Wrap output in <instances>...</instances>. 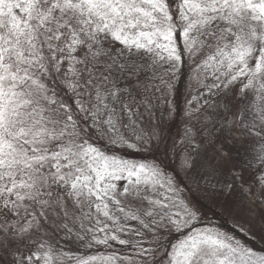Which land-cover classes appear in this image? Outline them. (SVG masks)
I'll list each match as a JSON object with an SVG mask.
<instances>
[{"label":"snow or ice","instance_id":"1","mask_svg":"<svg viewBox=\"0 0 264 264\" xmlns=\"http://www.w3.org/2000/svg\"><path fill=\"white\" fill-rule=\"evenodd\" d=\"M189 60L197 95L179 143L198 148L209 124L247 137L256 191L235 168H210L198 182L228 197L239 180L264 208V0H0V264H72L60 232L136 250L75 264H264L235 236L196 229L197 210L160 162L92 142L159 147L157 112L173 117L169 97ZM179 163L190 174L193 152ZM176 230L184 238L169 250L165 234ZM240 230L252 233L251 221Z\"/></svg>","mask_w":264,"mask_h":264},{"label":"rangeland","instance_id":"2","mask_svg":"<svg viewBox=\"0 0 264 264\" xmlns=\"http://www.w3.org/2000/svg\"><path fill=\"white\" fill-rule=\"evenodd\" d=\"M192 65L193 61L191 60L187 61L183 65L184 78L177 84V91L169 97V100H171L175 106L173 117L169 119L165 114L157 112V120L163 117V124L161 126L162 136L164 137L163 142H165L167 139L169 122L172 123V121H177L178 123L177 129L174 130L173 135H171L172 140L170 147L168 148V150L170 149L168 158L162 154L165 152L163 142L159 145V147H153L151 151L133 150L121 146L113 147L111 145H107L105 141L100 140L98 141L99 143H93L105 148L106 151L114 152L124 159L145 164H150V162L145 159L147 158V155L149 157L152 155V153L160 154L162 157L164 155L165 159H169L170 166H172L179 174H181L185 183L203 204L221 209V214L225 215V217L231 223L233 230L238 233L234 236L240 240V237L247 238L251 244H243L253 249L258 255H264L263 253L254 249V247L257 246L264 247V238H262L264 237V228H262L261 224V218L264 217V208H261L258 203L250 204V202L244 197L243 193L241 192V181H236V188L234 189L232 195L228 197H225L223 194H214L211 185H207L204 181L198 182V178L208 172L210 168H217L221 170L224 173V176L229 175L230 171L235 168L242 176L243 185L245 187L248 185H253V191L255 192L256 187L253 182L255 180L256 174L253 172V170L245 166L246 157L251 150L249 139L247 137H240L231 133L219 132L218 130L213 129L212 125L209 124L208 131L206 133H201L200 135L195 136L196 144L199 145L198 148H196V145H181L179 143L187 126L185 118V111L189 107L187 101L193 100V97L197 95L195 88L188 87L189 76L192 72ZM195 103L196 101L193 100V104ZM200 103L203 104L204 100L200 99ZM175 115L178 116L175 117ZM196 128L199 129L200 125L197 124ZM173 145H175V149L173 148ZM185 149L187 151L193 152V158L195 160V167L192 169L191 173L187 175L180 167L179 163L181 155ZM223 153H227V156H224ZM137 154L142 155L144 158L140 157L139 159L138 157H135ZM174 199H177V197H174ZM193 208L197 210V215L200 219V217L204 215L202 208L196 205H194ZM249 208H251V211H249ZM249 221L252 223L253 232H242L240 230L241 224L247 227ZM129 223L135 227H139L138 225H135V222ZM181 231L182 230H176L172 231L171 233H166L165 235L172 233L176 234ZM220 231L226 232L223 230ZM81 235H83V232H81ZM121 238L129 239L131 242H133V244L139 239V237L132 236L131 234H121ZM57 243L59 244L61 250L67 252L70 257L73 258L72 264H75V258L77 257L87 258L90 256L111 255L107 253V250L120 245L117 242H110V247L95 244H93L91 247H88L76 238L75 233L66 236L63 232L59 233ZM98 248L102 249L101 253L96 251ZM133 252L135 253L133 256L120 257L135 258L136 250ZM164 259L166 260V258ZM124 264H128V262L125 261Z\"/></svg>","mask_w":264,"mask_h":264},{"label":"trees","instance_id":"3","mask_svg":"<svg viewBox=\"0 0 264 264\" xmlns=\"http://www.w3.org/2000/svg\"><path fill=\"white\" fill-rule=\"evenodd\" d=\"M63 95V94H62ZM178 115H175V117H177ZM178 123L177 121H172L169 122V127H168V131H167V139L165 142H163V147H165V144L167 145V147H170L171 144V140H172V136L173 135V131L177 129ZM170 134V136H169ZM99 140H97L95 137H93L92 142H98ZM99 143V142H98ZM117 151V150H115ZM169 150H167V154L165 152H163L162 154H164L167 158L169 156ZM160 155V154H155L152 153V155L149 157L148 155L146 156L147 158H145L147 161H149L150 163L152 162H160L166 172V174L168 176L173 177L175 184L179 187L180 192L178 194L179 197H182L185 199V201L187 203H189L192 207H194V205L199 206L200 208H202L203 214L199 220H197V222L194 224L195 228H205V227H211V228H216L219 230H223L226 231L229 234H232L233 236L238 234L236 233L235 230H233L231 223L229 222V220L225 217L224 214H221L220 212V208L217 207H212V206H207L205 204H203L197 197L196 195L193 193V191L189 188V186L185 183L184 179L182 178L181 174H179L172 166H170L169 163V159H165ZM135 157H138L140 159L144 158L142 155H135ZM170 158V157H169ZM184 231L182 230L181 232H178L176 234H168L167 236V240L169 242V250H170V246L177 244L179 241H181L184 238ZM241 238V242L245 243V244H251V242L248 241L247 238L245 237H240ZM133 244V242H132ZM255 250H257L258 252H261L264 254V247L263 246H257L254 247ZM135 250L134 247H132L131 245H119L115 248L112 249H108L107 253L109 254H113L115 253L117 256H133L135 253L133 252ZM97 252L101 253L102 249L98 248L96 250Z\"/></svg>","mask_w":264,"mask_h":264}]
</instances>
